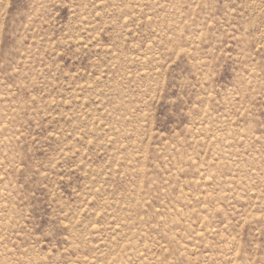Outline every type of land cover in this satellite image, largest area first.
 <instances>
[{"label":"rangeland","instance_id":"374dc122","mask_svg":"<svg viewBox=\"0 0 264 264\" xmlns=\"http://www.w3.org/2000/svg\"><path fill=\"white\" fill-rule=\"evenodd\" d=\"M0 264H264V0H0Z\"/></svg>","mask_w":264,"mask_h":264}]
</instances>
